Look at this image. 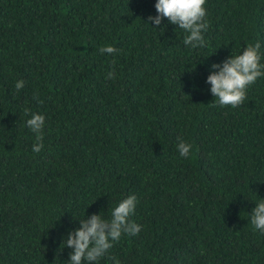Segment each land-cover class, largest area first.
<instances>
[{
    "label": "trees",
    "instance_id": "1",
    "mask_svg": "<svg viewBox=\"0 0 264 264\" xmlns=\"http://www.w3.org/2000/svg\"><path fill=\"white\" fill-rule=\"evenodd\" d=\"M155 2L0 0V264H69L68 232L133 194L142 230L95 264H264L250 218L264 198V77L236 108L207 83L257 41L264 63V0H206L195 49L166 18L146 22ZM109 44L119 51L102 54ZM32 113L46 118L39 153Z\"/></svg>",
    "mask_w": 264,
    "mask_h": 264
},
{
    "label": "clouds",
    "instance_id": "2",
    "mask_svg": "<svg viewBox=\"0 0 264 264\" xmlns=\"http://www.w3.org/2000/svg\"><path fill=\"white\" fill-rule=\"evenodd\" d=\"M206 0H156V15H149L147 21L151 26H159L164 18L170 24L176 25L187 35L183 39L185 46L195 49L206 46L204 33L209 27L207 20ZM157 28V27H155ZM261 44H249L238 54H231L220 63H213L207 76L210 84V92L220 106L233 108L244 104L247 99L249 86L255 84L258 78L264 77V63L261 62ZM99 51L102 54H114L119 51L112 45L102 46ZM115 72L110 70L106 79H115ZM21 79L15 84L17 92L24 87ZM25 115L29 109H25ZM45 116L40 113H32L27 119V127L35 134V143L32 151L39 153L43 149V132ZM177 150L183 158H188L192 145L177 137ZM137 197L128 195L118 202L111 210L110 219L103 218L100 213L92 214L87 219L79 220V227L68 232L64 246L72 249L69 253V264H95L118 242L123 233L138 235L143 225L130 221L129 217L134 213ZM254 229L264 233V198L255 203L250 214ZM114 264L120 261L112 257Z\"/></svg>",
    "mask_w": 264,
    "mask_h": 264
}]
</instances>
